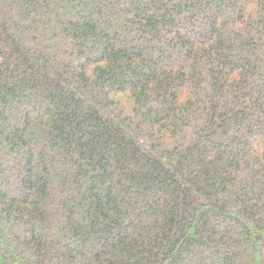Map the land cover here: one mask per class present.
Wrapping results in <instances>:
<instances>
[{
	"label": "trees",
	"instance_id": "trees-1",
	"mask_svg": "<svg viewBox=\"0 0 264 264\" xmlns=\"http://www.w3.org/2000/svg\"><path fill=\"white\" fill-rule=\"evenodd\" d=\"M0 264H264V0H0Z\"/></svg>",
	"mask_w": 264,
	"mask_h": 264
}]
</instances>
